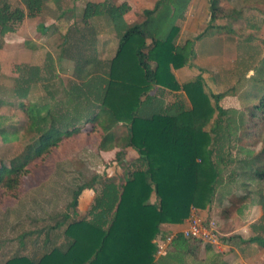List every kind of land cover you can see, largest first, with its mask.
<instances>
[{
	"label": "trees",
	"instance_id": "16d2710c",
	"mask_svg": "<svg viewBox=\"0 0 264 264\" xmlns=\"http://www.w3.org/2000/svg\"><path fill=\"white\" fill-rule=\"evenodd\" d=\"M48 1L59 8L62 0H18L16 4L0 0V39L24 18L40 15ZM183 7L186 4L177 12L179 18ZM177 9L175 0H157L152 9L142 11L138 23L128 26L123 19L128 10L125 4L86 3L78 22L91 29L89 19L104 16L117 36V48L101 66L93 56H85L83 43L76 44L71 51L75 72L84 80L68 84L69 90L63 91L61 99L45 86L51 79V66L13 67L11 96L26 117L24 130L32 133V140L17 162L0 166L1 190H16L30 163L47 155L61 140L77 134L84 125L92 131L101 129L102 149L113 138L107 131L115 124L124 125L123 144L136 150L139 168L129 172L120 186L104 179L95 189L90 179L72 192L69 206L74 213L80 191H94L88 210L91 218L67 225L64 234L68 241L63 248L48 247L37 259L13 256L3 264H155L152 240L160 226L181 224L190 207L202 209L210 204L216 172L207 149L205 125L217 109L219 95L210 94L199 76L178 85L170 72L184 66L192 52L191 41L175 45L179 28L171 20ZM208 9L209 23L222 15L217 0H209ZM76 23L73 19L68 30L76 28ZM38 31H44L43 24ZM79 38L83 40L82 35ZM149 61L154 63L152 69ZM38 83L45 97L40 103L30 102L31 88ZM151 86L180 89L189 108L144 113L143 108L150 104L145 93ZM253 109L261 113L264 122V93ZM0 137L3 143L17 139L15 133H6L1 122ZM173 244L175 250L192 255L200 246L198 241L180 235ZM42 247L46 248L44 244Z\"/></svg>",
	"mask_w": 264,
	"mask_h": 264
},
{
	"label": "crops",
	"instance_id": "0c3cea01",
	"mask_svg": "<svg viewBox=\"0 0 264 264\" xmlns=\"http://www.w3.org/2000/svg\"><path fill=\"white\" fill-rule=\"evenodd\" d=\"M156 1L62 0L59 8L48 1L40 15L24 18L12 32L0 39V68L48 64L55 69L56 62L49 56L56 53L57 61L70 69V75L59 78L61 99L63 91L69 90L68 84L84 80L75 72V56L71 51L76 44L83 43L85 56H93L101 66L112 58L117 48V36L104 16L90 18L91 29L78 22L85 4H125L128 10L123 19L126 25L131 26L138 23L142 19V11L152 9ZM17 2L13 0L14 4ZM217 3L222 15L209 23V0H187L182 17L176 23L179 32L175 45L191 41L192 52L184 66L170 69L178 85L199 76L210 94L219 95L217 109L205 125L209 136L207 149L216 172V182L210 204L197 210L203 220L216 223L224 244L220 252L201 245L197 249L204 251V259L209 264H264V122L261 121V113L253 109L264 93V72L260 70L258 74V64L264 60V0H217ZM36 19L38 24L34 21ZM73 19L77 21L76 28L68 30ZM102 19L106 25L99 26ZM34 23L36 26L32 28L40 36L46 35L43 41L30 36L31 24ZM41 24L43 32L38 31ZM201 33L202 36L196 38ZM7 34L18 41L6 42L4 37ZM81 35L83 40L79 38ZM148 66L152 69L154 63L149 61ZM145 97L150 99V104L143 108L144 113L174 108L187 110L190 106L180 89L151 86ZM210 103L213 104L212 100ZM107 132H112L113 138L102 149L99 147L103 134L101 129L97 127L92 131L88 125L81 126L77 134L95 137L93 149L84 155L85 158L67 156L61 159L63 163H72L79 158L83 163L86 161L88 167L93 166L90 168L93 174L88 181L93 180L95 189L104 179L120 186L129 172L139 168L136 163L138 153L133 147L123 144L125 126L115 124ZM93 197L92 189L81 190L74 213L69 207L70 210H65L59 221L46 227L41 248L42 244L46 248H63L68 241L64 234L67 225L81 219L90 220L88 210ZM153 201L154 196H151L150 202ZM185 226L186 219L181 224H162L160 228L163 232L178 233ZM175 249L172 246L171 251ZM207 254L213 257L209 259ZM168 255L153 260L155 264L158 261L166 264ZM188 255L196 256L195 251Z\"/></svg>",
	"mask_w": 264,
	"mask_h": 264
},
{
	"label": "rangeland",
	"instance_id": "374dc122",
	"mask_svg": "<svg viewBox=\"0 0 264 264\" xmlns=\"http://www.w3.org/2000/svg\"><path fill=\"white\" fill-rule=\"evenodd\" d=\"M175 1H177L178 9L171 21L176 24L179 21L177 12L187 0ZM183 10L184 7L181 12ZM34 21L39 23L37 19ZM35 23L31 24V28L36 26ZM104 24L106 25L104 19L98 22L99 26ZM32 29L29 34L34 40L43 41L46 38V35L40 36L37 30ZM10 36L12 37L7 34L4 37L6 42L18 41L17 38L12 37L14 38L12 39ZM52 55L49 57L54 63L56 62L55 69H52L51 79L45 81V86L49 92L52 91L56 97L60 98L59 78L70 75V69L66 64L57 61L56 53ZM258 65V74L260 70L264 72V60H261ZM13 76L12 67L0 68V122L6 133L9 135L15 133L17 137L16 140L8 143H3L0 137V166H8L10 161L17 162L24 146L32 140V133L24 130L26 117L14 105L15 102L11 96ZM44 97L41 84L33 85L29 101L40 103ZM94 140V136L84 134H76L61 140L47 155L28 165V173L21 179L20 186L16 190L4 192L0 189V264L13 256L37 259L47 249L40 246L46 227L59 221L65 210H70L72 192L87 182L93 174L90 169L93 166L88 167L86 161L83 163L81 159H76L77 157L85 158L84 155L90 153ZM67 156L76 157V159L72 163L61 162V159ZM253 160L252 158L251 161ZM160 232L163 233L162 228ZM172 246L174 247L173 242ZM203 252L201 248L196 249V256L193 258L183 254L180 249L176 252L170 251L172 255L169 256V253L165 255V257L168 255L166 264H209L205 261ZM207 255L209 259L213 257L210 254ZM156 264H161V261Z\"/></svg>",
	"mask_w": 264,
	"mask_h": 264
},
{
	"label": "built area",
	"instance_id": "2783aa9c",
	"mask_svg": "<svg viewBox=\"0 0 264 264\" xmlns=\"http://www.w3.org/2000/svg\"><path fill=\"white\" fill-rule=\"evenodd\" d=\"M180 235L184 239L198 241L202 246L221 251L223 242L216 229V223L213 220H203L196 208L190 207L186 218V226L178 233L159 232L152 240L154 246L153 259L164 257L172 249L174 238Z\"/></svg>",
	"mask_w": 264,
	"mask_h": 264
}]
</instances>
